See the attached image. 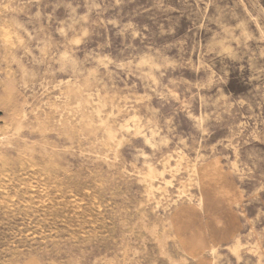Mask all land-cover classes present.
Here are the masks:
<instances>
[{
	"label": "rangeland",
	"instance_id": "374dc122",
	"mask_svg": "<svg viewBox=\"0 0 264 264\" xmlns=\"http://www.w3.org/2000/svg\"><path fill=\"white\" fill-rule=\"evenodd\" d=\"M0 264H264V0H0Z\"/></svg>",
	"mask_w": 264,
	"mask_h": 264
}]
</instances>
